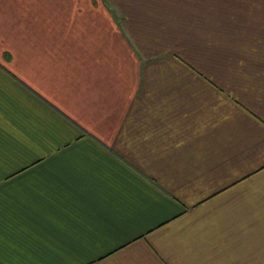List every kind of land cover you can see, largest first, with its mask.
Masks as SVG:
<instances>
[{
  "label": "crops",
  "instance_id": "crops-1",
  "mask_svg": "<svg viewBox=\"0 0 264 264\" xmlns=\"http://www.w3.org/2000/svg\"><path fill=\"white\" fill-rule=\"evenodd\" d=\"M0 264H264V0H0Z\"/></svg>",
  "mask_w": 264,
  "mask_h": 264
}]
</instances>
